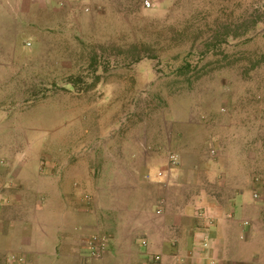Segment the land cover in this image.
Listing matches in <instances>:
<instances>
[{
    "label": "rangeland",
    "instance_id": "374dc122",
    "mask_svg": "<svg viewBox=\"0 0 264 264\" xmlns=\"http://www.w3.org/2000/svg\"><path fill=\"white\" fill-rule=\"evenodd\" d=\"M145 1L0 0V161L144 135L146 181L179 154V187L244 223L203 258L264 264V0Z\"/></svg>",
    "mask_w": 264,
    "mask_h": 264
},
{
    "label": "crops",
    "instance_id": "0c3cea01",
    "mask_svg": "<svg viewBox=\"0 0 264 264\" xmlns=\"http://www.w3.org/2000/svg\"><path fill=\"white\" fill-rule=\"evenodd\" d=\"M144 138L109 135L91 149L101 157L92 162L79 148L29 158L13 148L1 166L0 264H220L203 256L233 250L244 229L238 212L224 215L220 201L196 196L189 181L179 187L181 169H193L182 156L163 189L151 185L148 155L140 147ZM230 201L242 202L240 196ZM155 208L163 211L156 215ZM203 232L212 236L211 249L200 239ZM94 233L110 239L99 259L89 255L85 243Z\"/></svg>",
    "mask_w": 264,
    "mask_h": 264
},
{
    "label": "built area",
    "instance_id": "2783aa9c",
    "mask_svg": "<svg viewBox=\"0 0 264 264\" xmlns=\"http://www.w3.org/2000/svg\"><path fill=\"white\" fill-rule=\"evenodd\" d=\"M145 5L150 7L152 5V3H151L150 0H146L145 1ZM0 163H1V166H6L7 165V162L5 160H2V159H1ZM180 163H181L180 155L176 154V153L171 154L170 155L169 168L167 170H165V171H159L158 176H160V177L164 176L165 172H166L167 176H170L171 175V169L173 167L178 166ZM2 189H3V187H2V184H1V181H0V211H1V193H2ZM162 211H163V209L160 208L159 212H162ZM203 214H204L203 212L202 213L200 212V216L201 217L202 216L204 217ZM208 224L209 225L212 224V219H209ZM85 243H86L89 255L92 258L99 259V258H102L107 253V251L109 249V246H110V239H109V237L106 234L94 233V234H91L90 236H88L86 238ZM15 258H16L15 256H12V259H15ZM160 258L161 257L159 255H157L155 257L156 260H159Z\"/></svg>",
    "mask_w": 264,
    "mask_h": 264
}]
</instances>
